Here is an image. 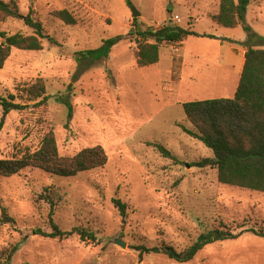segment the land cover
Here are the masks:
<instances>
[{
    "label": "rangeland",
    "instance_id": "rangeland-1",
    "mask_svg": "<svg viewBox=\"0 0 264 264\" xmlns=\"http://www.w3.org/2000/svg\"><path fill=\"white\" fill-rule=\"evenodd\" d=\"M4 1L39 22L52 42L44 39L40 51L12 49L0 69V98L27 104L21 93L38 78L48 97L45 105L29 103L6 115L0 107V158L36 151L48 131L60 156L97 145L108 156L103 168L74 177L27 168L0 178V216L5 209L15 220L0 224V253L19 244L9 264H179L161 254L139 259L138 247L182 251L200 234L223 226L232 233H264V194L221 185L214 169L193 167L212 153L183 130H192L183 103L231 99L237 88L247 36L240 26L212 21L219 0ZM61 10L76 24L56 18ZM133 13L139 16L133 19ZM169 20L230 41L191 36L179 45H162L159 62L145 68L136 66L130 37L104 60L78 56L125 36L135 24L156 29ZM245 21L264 37V0H250ZM0 31L33 33L23 19H8ZM48 189L57 193L52 221L62 231L88 230L94 241L83 242L77 234L63 240L33 235L34 229L52 231L49 205L36 201ZM113 199L126 205L124 217ZM183 264H264V238L244 232L206 246Z\"/></svg>",
    "mask_w": 264,
    "mask_h": 264
},
{
    "label": "trees",
    "instance_id": "trees-1",
    "mask_svg": "<svg viewBox=\"0 0 264 264\" xmlns=\"http://www.w3.org/2000/svg\"><path fill=\"white\" fill-rule=\"evenodd\" d=\"M249 4L250 0H219L218 11L211 16L212 21L221 27L232 29L240 26L247 36L244 64L234 97L183 103L185 120L192 126V130H183L212 153V157L193 163V167L214 169L217 181L221 185L264 194V49L262 48L264 37L254 33L245 21ZM128 5L131 4L128 2ZM54 16L66 25L76 24L75 18L66 10L55 12ZM8 19H23L25 25L30 27L33 33L31 35L20 33L10 35L5 31H0V69L10 57L12 49L40 51L44 39L52 42L51 38L43 32L39 22L34 21L30 15L27 17L20 15L13 1L0 0V24ZM191 36L230 41L212 35H199L192 30L190 25L188 28H182L169 20L156 29L152 27L142 29L135 24L125 36L110 38L100 48L79 52L78 56L82 61L104 60L108 58L113 46L130 37L136 44L132 52L136 66L145 68L159 62L162 45H179ZM251 41L255 44H250ZM21 94L27 104L34 103L33 106H42L48 101L44 82L40 78L26 86ZM14 99L13 96L10 99L0 98V107L5 115L11 110L19 111L28 107L27 104L14 103ZM3 120L4 117L1 118L0 130ZM154 146L163 155L170 156L160 145ZM107 161L108 156L100 145L84 148L73 156H60L54 134L48 131L36 151L25 152L19 158H0V178H11L27 168L69 178L80 173L101 169ZM56 194L55 191L48 189L37 196V202L49 205L48 216L52 231L47 233L34 229L33 235L63 240L77 234L83 242L94 241V234L88 230L76 228L71 231H62L52 221ZM112 203L119 214L124 217L126 205L119 199H113ZM0 224H15V220L7 214L5 209H2ZM244 232H251L257 237L264 238L262 232L247 230L232 233L223 226L200 234L190 246L182 251H176L167 246L160 248L140 246L138 247L139 259L144 254L153 253L164 255L179 264L187 263L206 246L238 239ZM18 246L19 244H16L2 251L0 264H9Z\"/></svg>",
    "mask_w": 264,
    "mask_h": 264
},
{
    "label": "crops",
    "instance_id": "crops-1",
    "mask_svg": "<svg viewBox=\"0 0 264 264\" xmlns=\"http://www.w3.org/2000/svg\"><path fill=\"white\" fill-rule=\"evenodd\" d=\"M214 14H216V13H214ZM237 27H239V26H237ZM245 51H246V49L242 50V52L240 54V58H239V60L237 62L238 63V66H237V69H236V74H237L238 77H240V74H241V71H242V68H243Z\"/></svg>",
    "mask_w": 264,
    "mask_h": 264
},
{
    "label": "water",
    "instance_id": "water-1",
    "mask_svg": "<svg viewBox=\"0 0 264 264\" xmlns=\"http://www.w3.org/2000/svg\"><path fill=\"white\" fill-rule=\"evenodd\" d=\"M138 16H139L138 13H133V14H132V18H133V19H136V17H138Z\"/></svg>",
    "mask_w": 264,
    "mask_h": 264
},
{
    "label": "built area",
    "instance_id": "built-area-1",
    "mask_svg": "<svg viewBox=\"0 0 264 264\" xmlns=\"http://www.w3.org/2000/svg\"><path fill=\"white\" fill-rule=\"evenodd\" d=\"M175 19L179 21V18L178 17H175Z\"/></svg>",
    "mask_w": 264,
    "mask_h": 264
}]
</instances>
